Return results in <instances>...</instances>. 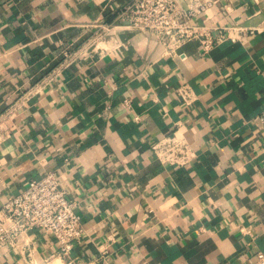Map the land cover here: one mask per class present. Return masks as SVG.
<instances>
[{
    "label": "crops",
    "instance_id": "1",
    "mask_svg": "<svg viewBox=\"0 0 264 264\" xmlns=\"http://www.w3.org/2000/svg\"><path fill=\"white\" fill-rule=\"evenodd\" d=\"M129 1L0 0V205L53 170L84 227L69 257L34 228L0 264H254L264 250V0L210 5L192 21L237 38L178 54L118 22ZM102 21L106 49L83 50ZM67 46L83 51L58 67ZM167 133L191 162L153 155Z\"/></svg>",
    "mask_w": 264,
    "mask_h": 264
},
{
    "label": "built area",
    "instance_id": "2",
    "mask_svg": "<svg viewBox=\"0 0 264 264\" xmlns=\"http://www.w3.org/2000/svg\"><path fill=\"white\" fill-rule=\"evenodd\" d=\"M217 1L188 0L183 4L182 0H130L120 9L116 18L119 23L125 22L160 44L163 53L178 54L182 45L190 39H197L202 50L206 51L226 37L237 38L232 32L225 34L218 31V34L213 35L209 27L192 21L193 17ZM95 25L96 28L87 39L92 40L83 50H95L98 43L109 34L111 26L106 21ZM104 49L106 46L99 47L100 51ZM83 50L80 47L63 48V58L58 67L67 65ZM54 74L49 73L47 79H51ZM177 91L188 104L196 97L188 83L178 85ZM27 92L32 93V90ZM128 101L125 99L124 103L128 105ZM254 120L264 125V103ZM150 148L156 158L168 164L184 165L196 156L190 141L175 133L159 136L151 142ZM74 206L53 170H48L39 178L29 179L21 191L9 194L0 205V250L27 249L30 245L28 231L40 228L57 240L59 253L69 257L74 242L79 241L84 233L81 217ZM68 261L74 264L71 258ZM254 264H264V250L256 251Z\"/></svg>",
    "mask_w": 264,
    "mask_h": 264
},
{
    "label": "bare ground",
    "instance_id": "3",
    "mask_svg": "<svg viewBox=\"0 0 264 264\" xmlns=\"http://www.w3.org/2000/svg\"><path fill=\"white\" fill-rule=\"evenodd\" d=\"M55 261H56V260H55ZM55 261H54V262H55ZM55 264H58V263L55 262Z\"/></svg>",
    "mask_w": 264,
    "mask_h": 264
}]
</instances>
